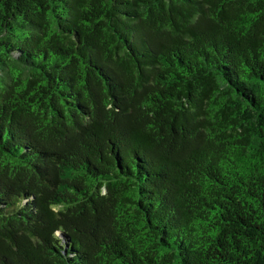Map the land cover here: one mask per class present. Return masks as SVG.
Masks as SVG:
<instances>
[{"label": "trees", "instance_id": "obj_1", "mask_svg": "<svg viewBox=\"0 0 264 264\" xmlns=\"http://www.w3.org/2000/svg\"><path fill=\"white\" fill-rule=\"evenodd\" d=\"M0 264H264V0H0Z\"/></svg>", "mask_w": 264, "mask_h": 264}]
</instances>
